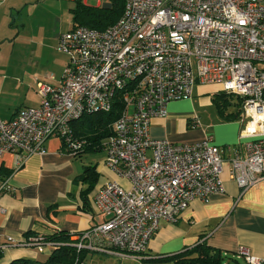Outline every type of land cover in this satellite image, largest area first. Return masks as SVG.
<instances>
[{"label":"built area","instance_id":"1","mask_svg":"<svg viewBox=\"0 0 264 264\" xmlns=\"http://www.w3.org/2000/svg\"><path fill=\"white\" fill-rule=\"evenodd\" d=\"M122 1L120 15L105 27L75 24L58 34L56 46L68 56L60 82L38 80L39 105L0 119V154L13 152L16 168L58 136L75 155L88 140L71 122L121 99L104 140L105 163L129 185L102 184L92 202L103 219L73 234L71 243L143 258L160 220L174 222L193 198L206 201L224 189L223 150L211 133L178 143L150 135L152 118L166 116L169 101L191 97L199 83L241 96L244 152L233 150L230 176L242 190L264 178V0ZM199 125L194 116L191 126ZM8 180L0 171V194L10 190ZM44 243L53 246L42 234L8 236L0 253ZM238 251L247 263L264 264L248 247Z\"/></svg>","mask_w":264,"mask_h":264},{"label":"crops","instance_id":"2","mask_svg":"<svg viewBox=\"0 0 264 264\" xmlns=\"http://www.w3.org/2000/svg\"><path fill=\"white\" fill-rule=\"evenodd\" d=\"M15 8L20 10L19 0H0V50L8 45L15 51L10 59L0 60V119H9L22 106L39 105L37 81L58 85L68 58L56 46L58 34L69 28L66 23H58L48 33L39 29L29 33L23 30L20 38V30L8 26V15ZM19 21L25 26L21 16ZM205 84L211 83L195 84L191 97L169 101L166 116L152 118L150 135L178 143L202 140L211 133L223 150L224 189L212 193L206 201L193 198L174 222L160 220L146 252L160 256L203 241L221 250L224 255L221 264H249L239 253L240 246L264 258V178L242 190L230 176L229 159L233 150L244 152V143L239 139L241 122L239 118L225 119L219 114L212 100L216 92L212 87L213 109L205 113L199 102H205V98H194L208 91ZM194 116L200 119L199 126H191ZM105 154L102 146L70 155L58 136L47 137L44 151L30 154L16 168L14 153H1L0 171L8 176L10 190L0 194V205L5 208L0 211V244L8 236L21 240L57 229L69 231L72 239L76 232L101 221L104 216L92 202L96 190L111 179L129 185L126 178L106 165ZM83 156H87L89 163L81 165L78 159ZM85 165H91L97 175L93 187L83 192L89 179L78 180V176ZM83 200H89L90 206H84ZM52 248L49 243L41 247L11 246L0 253V264L17 257L36 259L40 252L50 253Z\"/></svg>","mask_w":264,"mask_h":264},{"label":"trees","instance_id":"3","mask_svg":"<svg viewBox=\"0 0 264 264\" xmlns=\"http://www.w3.org/2000/svg\"><path fill=\"white\" fill-rule=\"evenodd\" d=\"M109 2L110 5L107 7H92L85 5L81 0H76V5L73 8V25L84 23L91 27L103 28L114 22L122 11L123 1L109 0ZM212 100L223 118L236 119L240 117L241 96L227 93L223 89H220L212 95ZM122 106V101L118 98L113 101L109 111L84 113L71 122L75 134L86 137L88 140L84 149L75 155L91 148L98 149L102 146L104 147V140L113 132V122L120 113ZM96 175L91 165L84 166V170L78 176V180L89 179V183L83 192L93 187ZM85 194H83V197ZM89 202V200H83V205L90 206ZM43 236L45 240L53 242V248L45 260L17 257L11 259L6 264H81L84 249H76L71 243L72 239L70 238L71 233L69 231L57 229L47 235L43 234ZM145 254L147 256L142 259L153 261L169 260L172 264H221L224 257L219 248L203 241L170 254L160 256H151L147 252Z\"/></svg>","mask_w":264,"mask_h":264},{"label":"rangeland","instance_id":"4","mask_svg":"<svg viewBox=\"0 0 264 264\" xmlns=\"http://www.w3.org/2000/svg\"><path fill=\"white\" fill-rule=\"evenodd\" d=\"M81 1L83 2V0ZM105 1L109 0H85L84 4L92 7H102ZM19 2L20 10L17 11V8H15L13 9L12 14L8 15V26H12L16 30L19 29L21 32L19 35L20 38L23 34V30L25 33H29L39 29L48 33L49 30L58 23H66L69 28L72 26L73 8L76 5V0H19ZM17 15H20L23 18L25 26H22V22L19 21L20 16ZM14 53L15 51L12 50L10 46L4 45L0 50V60L10 59ZM204 86H206L208 91L202 94H196L194 98L198 100L205 98V102H199L203 104L205 113H210L213 109L211 95L214 90L217 91V89L221 88V84L211 83L205 84ZM211 87L215 89L213 90ZM100 151L102 152L103 150ZM97 152H99V150L94 151V153ZM87 159V156H83V158L78 159V161L82 165L89 163ZM48 254L49 253L47 252H40L36 259L45 260ZM145 256L147 255L144 254L143 257ZM240 262L242 263V260H240ZM81 264H172V262L169 260H146L136 257V255L133 254L122 256L97 249H84Z\"/></svg>","mask_w":264,"mask_h":264},{"label":"water","instance_id":"5","mask_svg":"<svg viewBox=\"0 0 264 264\" xmlns=\"http://www.w3.org/2000/svg\"><path fill=\"white\" fill-rule=\"evenodd\" d=\"M103 6H104V7L109 6V2H108V1H105V2L103 3Z\"/></svg>","mask_w":264,"mask_h":264}]
</instances>
